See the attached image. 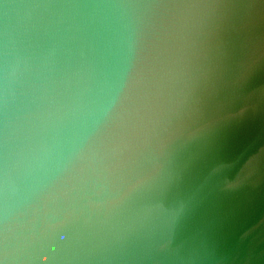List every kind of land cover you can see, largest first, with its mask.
<instances>
[{
  "label": "water",
  "instance_id": "water-1",
  "mask_svg": "<svg viewBox=\"0 0 264 264\" xmlns=\"http://www.w3.org/2000/svg\"><path fill=\"white\" fill-rule=\"evenodd\" d=\"M0 264H264V0H0Z\"/></svg>",
  "mask_w": 264,
  "mask_h": 264
}]
</instances>
